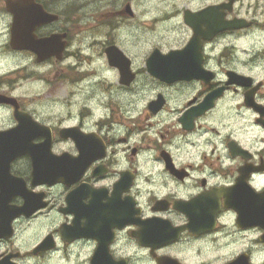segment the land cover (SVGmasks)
<instances>
[{
	"label": "flooded vegetation",
	"instance_id": "1",
	"mask_svg": "<svg viewBox=\"0 0 264 264\" xmlns=\"http://www.w3.org/2000/svg\"><path fill=\"white\" fill-rule=\"evenodd\" d=\"M8 1L0 264H264V0Z\"/></svg>",
	"mask_w": 264,
	"mask_h": 264
},
{
	"label": "water",
	"instance_id": "2",
	"mask_svg": "<svg viewBox=\"0 0 264 264\" xmlns=\"http://www.w3.org/2000/svg\"><path fill=\"white\" fill-rule=\"evenodd\" d=\"M6 5L7 10L14 15L12 33L16 38L20 39V41H16L15 48H19L21 50H30L36 54L37 61L44 60L48 57H51L52 55H57L60 52V50L57 49L55 43L49 45V40L35 41L32 33L34 28L55 20L54 16L46 14L42 8L39 5H35L32 0H17L15 2L8 1ZM24 5H30V13L24 12V10H26V7H23ZM25 29L30 30V32L28 31L26 33ZM23 38L25 40H23ZM7 101L8 100L0 98V102ZM234 264L244 263L242 260H238Z\"/></svg>",
	"mask_w": 264,
	"mask_h": 264
},
{
	"label": "rangeland",
	"instance_id": "3",
	"mask_svg": "<svg viewBox=\"0 0 264 264\" xmlns=\"http://www.w3.org/2000/svg\"><path fill=\"white\" fill-rule=\"evenodd\" d=\"M32 90H34L33 87L28 86V91H32Z\"/></svg>",
	"mask_w": 264,
	"mask_h": 264
}]
</instances>
